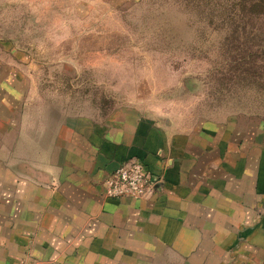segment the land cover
I'll return each mask as SVG.
<instances>
[{
  "label": "crops",
  "instance_id": "0c3cea01",
  "mask_svg": "<svg viewBox=\"0 0 264 264\" xmlns=\"http://www.w3.org/2000/svg\"><path fill=\"white\" fill-rule=\"evenodd\" d=\"M55 128L45 164L0 161V264H264L261 122L184 126L124 105ZM132 159L157 187L105 197L103 178Z\"/></svg>",
  "mask_w": 264,
  "mask_h": 264
},
{
  "label": "rangeland",
  "instance_id": "374dc122",
  "mask_svg": "<svg viewBox=\"0 0 264 264\" xmlns=\"http://www.w3.org/2000/svg\"><path fill=\"white\" fill-rule=\"evenodd\" d=\"M0 84V161L27 173L47 131L124 105L264 129V0H0Z\"/></svg>",
  "mask_w": 264,
  "mask_h": 264
},
{
  "label": "built area",
  "instance_id": "2783aa9c",
  "mask_svg": "<svg viewBox=\"0 0 264 264\" xmlns=\"http://www.w3.org/2000/svg\"><path fill=\"white\" fill-rule=\"evenodd\" d=\"M160 176L150 172L139 160L132 159L119 164L102 180L105 197L143 198L152 193Z\"/></svg>",
  "mask_w": 264,
  "mask_h": 264
},
{
  "label": "water",
  "instance_id": "95a60500",
  "mask_svg": "<svg viewBox=\"0 0 264 264\" xmlns=\"http://www.w3.org/2000/svg\"><path fill=\"white\" fill-rule=\"evenodd\" d=\"M158 183L155 185V188L157 187Z\"/></svg>",
  "mask_w": 264,
  "mask_h": 264
}]
</instances>
